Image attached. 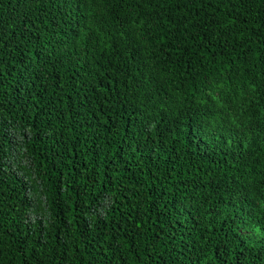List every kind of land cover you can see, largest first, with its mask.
Masks as SVG:
<instances>
[{
    "label": "trees",
    "instance_id": "obj_1",
    "mask_svg": "<svg viewBox=\"0 0 264 264\" xmlns=\"http://www.w3.org/2000/svg\"><path fill=\"white\" fill-rule=\"evenodd\" d=\"M0 264H264V0H0Z\"/></svg>",
    "mask_w": 264,
    "mask_h": 264
}]
</instances>
